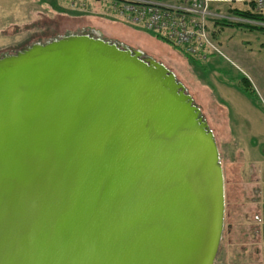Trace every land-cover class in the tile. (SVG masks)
<instances>
[{
	"label": "water",
	"instance_id": "water-1",
	"mask_svg": "<svg viewBox=\"0 0 264 264\" xmlns=\"http://www.w3.org/2000/svg\"><path fill=\"white\" fill-rule=\"evenodd\" d=\"M224 207L164 65L90 34L0 58V264H213Z\"/></svg>",
	"mask_w": 264,
	"mask_h": 264
},
{
	"label": "rangeland",
	"instance_id": "rangeland-1",
	"mask_svg": "<svg viewBox=\"0 0 264 264\" xmlns=\"http://www.w3.org/2000/svg\"><path fill=\"white\" fill-rule=\"evenodd\" d=\"M214 2L211 0V10L224 15L212 8ZM119 4L116 0H0V58L68 35L99 36L139 50L164 65L185 86L213 134L225 126L227 117L231 125L237 124L238 134L256 137L254 132H264V31L225 28L220 34L212 21L209 31L227 60L210 56L198 63L186 59L177 47L152 32L129 23L120 16ZM245 86L251 96L240 91ZM222 138L216 136L215 140L225 158ZM229 249L223 252L218 248L213 264H231L225 260V254L231 255Z\"/></svg>",
	"mask_w": 264,
	"mask_h": 264
},
{
	"label": "crops",
	"instance_id": "crops-1",
	"mask_svg": "<svg viewBox=\"0 0 264 264\" xmlns=\"http://www.w3.org/2000/svg\"><path fill=\"white\" fill-rule=\"evenodd\" d=\"M214 1L212 8L228 16L234 10L244 12L252 8V0ZM218 30L222 34L226 29ZM230 55H234L231 50ZM222 87L226 89V86ZM209 90L214 95L212 89ZM251 104L254 107V102ZM236 105L242 106V103ZM236 126L234 123L231 125L230 117H227L225 126L218 129V134L212 133L214 139L216 136L223 137L222 146L226 156L222 157L220 143L215 140L221 157L225 202L219 248L223 252L230 248L231 255L225 254V260L231 264H264V132L256 131V137H252L245 132L238 134Z\"/></svg>",
	"mask_w": 264,
	"mask_h": 264
},
{
	"label": "built area",
	"instance_id": "built-area-1",
	"mask_svg": "<svg viewBox=\"0 0 264 264\" xmlns=\"http://www.w3.org/2000/svg\"><path fill=\"white\" fill-rule=\"evenodd\" d=\"M252 1L254 11L264 14V0ZM210 3L211 0H124L119 4V13L129 23L141 26L201 62L210 56L227 60L209 31L212 21L226 19L259 26L264 24L216 14Z\"/></svg>",
	"mask_w": 264,
	"mask_h": 264
},
{
	"label": "trees",
	"instance_id": "trees-1",
	"mask_svg": "<svg viewBox=\"0 0 264 264\" xmlns=\"http://www.w3.org/2000/svg\"><path fill=\"white\" fill-rule=\"evenodd\" d=\"M116 1H118L119 3L124 2V0H116ZM151 1H164V0H151ZM251 4H252V8L249 11L241 12V11L234 10V11H232V15L233 16L232 15L231 16L234 17V18H237L239 20L250 21V22H253L255 24H264V14L255 12L254 11L253 1H251ZM215 25H217L219 27V29H222V28H243V29H247L248 31H253V30L264 31V26H259V25H254V24H247V23H244V22L231 21V20H226V19L215 21ZM155 37H157L159 39H162L161 37H159L157 35H155ZM162 40H164V39H162ZM179 50L182 52L181 49H179ZM182 54L184 55V57L186 59H189V60H191L193 62L201 63L196 58L188 56V55L184 54L183 52H182ZM240 91L243 92L246 95H248V94L250 95V93H249L250 91H249L247 86L241 88Z\"/></svg>",
	"mask_w": 264,
	"mask_h": 264
}]
</instances>
